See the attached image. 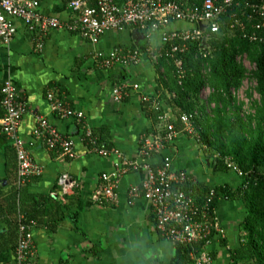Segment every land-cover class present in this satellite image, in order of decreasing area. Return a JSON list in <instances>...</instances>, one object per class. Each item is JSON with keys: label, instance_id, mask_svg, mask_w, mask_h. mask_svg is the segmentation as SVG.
<instances>
[{"label": "crops", "instance_id": "0c3cea01", "mask_svg": "<svg viewBox=\"0 0 264 264\" xmlns=\"http://www.w3.org/2000/svg\"><path fill=\"white\" fill-rule=\"evenodd\" d=\"M39 1L44 14L65 21L74 16L68 0ZM87 3L92 5L89 0ZM13 22L16 34L12 40L8 44L0 40V81L9 79L26 100L28 110L18 133L42 167L39 176H31L25 183L24 208L36 222L32 229V264H171L177 251L175 243L158 230L150 202L142 195L131 197L130 187L139 186L148 170L160 165L164 157L171 158L174 170L187 172L197 187L209 189L228 184L235 188L240 177L232 169L218 168L206 156V146L201 147L194 135L184 132L150 155L140 154L141 143L155 139L162 125L156 124L145 110L141 97L157 98L169 120L174 115L170 91L146 55L136 65L117 63L111 68H102L94 57L96 51L108 53L115 47L135 45L132 31L136 28L108 31L95 45L76 33L53 29L44 36L43 48L38 50L23 21L14 18ZM191 26L178 21L168 30ZM160 36L161 32H156L139 46H156ZM134 84L138 85L137 90L132 88ZM50 88H56L73 109L82 112L85 126L117 154L103 157L90 150L83 140L85 129L74 119L52 112L46 98ZM37 115L45 116L62 134L72 138L73 159L47 149L35 137ZM8 144L9 140L0 135V178L4 190L11 187L15 176L14 170L6 171L4 150H9ZM129 161L137 166H128ZM120 165L128 168L118 178L116 201L94 203L91 195L100 176H115ZM62 173H68L74 181L66 194L57 185ZM215 213L223 233L213 234L204 249L215 264H239L231 260V250L242 241L244 205L239 200L219 199ZM6 227L5 222L0 223V229ZM7 259V263L0 264H15L13 252Z\"/></svg>", "mask_w": 264, "mask_h": 264}, {"label": "built area", "instance_id": "2783aa9c", "mask_svg": "<svg viewBox=\"0 0 264 264\" xmlns=\"http://www.w3.org/2000/svg\"><path fill=\"white\" fill-rule=\"evenodd\" d=\"M68 1L74 16L65 21L42 13L39 0H0V40L8 44L16 34L14 18L21 19L27 30L33 34V41L38 50L43 48L44 36L53 29L76 33L94 45L104 33L129 26L143 33L147 41L154 33L161 32L160 42L156 46L149 44L144 50L138 47H115L108 53L96 51L94 57L102 68H111L117 63L136 65L144 55L153 63H158L160 58L169 57L176 68L178 84H181L185 75L182 56L189 49L188 43H199L200 52L205 56L206 48L203 45L206 44L209 33L219 31L222 17L229 16L230 28L238 27L250 41H262L257 32L264 29V0H204L200 5H189L188 0H122L121 3L115 0H92V5H88L87 0ZM178 21L192 26L168 30ZM246 24L250 32L246 29ZM160 73H164V68H160ZM132 88L137 90L138 85L134 84ZM170 95L174 93L170 92ZM46 98L55 115L72 118L85 129L83 140L90 150L103 157L117 154L95 137L85 126L83 113L73 109L56 88L48 89ZM141 101L150 103L151 109L156 112L159 107L162 108L161 102L149 95H143ZM27 110L26 100L18 94L13 83L9 79L0 81V135H4L14 147L17 159V186L25 184L31 176H39L42 172V167L32 158L30 145L18 133L22 117ZM196 115L197 111L181 114V132L196 135ZM158 118L165 123L166 131L164 134L158 133L155 139H145L141 143L140 154L143 156L172 143L180 132L167 121L165 115H159ZM34 135L47 149L58 151L68 159L75 157L72 138L62 134L45 116H36ZM116 157L120 158L119 155ZM225 163L239 177L243 175L234 162L225 159ZM126 164L137 166L131 161ZM117 168L115 176L106 173L100 176L101 181L91 195L94 203L100 205L116 201L118 178L128 167L120 165ZM187 183L194 184L195 181L187 172L174 170L171 158L164 157L160 165L148 170L146 179L139 186L130 187L129 194L131 197L142 195L150 202L158 230L173 243L189 246V257L193 264H215L204 249L213 234L223 233L215 213V205L212 204L214 188L210 187L207 197L198 202L196 197L181 188ZM57 185L66 194L74 186V181L68 173H62L57 178ZM35 225L34 220H27L23 213L18 212L15 264H32L35 254L32 229ZM199 243L202 245L198 249Z\"/></svg>", "mask_w": 264, "mask_h": 264}, {"label": "trees", "instance_id": "16d2710c", "mask_svg": "<svg viewBox=\"0 0 264 264\" xmlns=\"http://www.w3.org/2000/svg\"><path fill=\"white\" fill-rule=\"evenodd\" d=\"M93 4L92 0H89ZM204 0H188L189 5H200ZM229 16L222 17L220 29L209 33L205 47V56L200 52V44L189 42V49L182 56L185 75L178 84L176 68L170 58H160L154 63L160 81L170 92L169 101L174 115L167 120L176 131L183 128L180 120L183 113H194L196 135L201 147L209 159H213L222 170H229L225 159L235 163L243 172L235 188L228 184L216 185L213 206L219 199H234L243 203L245 216L241 224L242 241L231 250V260L239 264H264V29L257 32L262 41H250L238 27L230 28ZM246 29L250 32L249 26ZM148 44L133 45L132 48L146 49ZM246 57L254 65L247 75V69L241 59ZM164 73H160V68ZM245 79L254 82L252 90L258 99L251 101L252 113L242 116L244 103L239 101L236 92ZM210 89L203 99L201 91ZM251 98V92L247 93ZM145 110L156 124H162L160 134L166 131L165 123L159 120L164 116L163 108L156 112L150 103H143ZM166 116V115H165ZM167 117V116H166ZM3 138H6L2 135ZM4 150L6 171L14 170V181L4 190L0 178V223L6 228L0 229V262H8L9 252L14 254L17 242V215L21 212L27 220L33 216L24 208L27 196L25 184L16 185L17 159L14 147L10 144ZM14 168V169H12ZM8 176V174H7ZM7 179V178H6ZM202 202L209 189L187 183L181 188ZM203 243V242H202ZM202 243L197 245L199 249ZM177 251L171 264H193L189 257L190 247L175 243ZM2 256V257H1Z\"/></svg>", "mask_w": 264, "mask_h": 264}, {"label": "rangeland", "instance_id": "374dc122", "mask_svg": "<svg viewBox=\"0 0 264 264\" xmlns=\"http://www.w3.org/2000/svg\"><path fill=\"white\" fill-rule=\"evenodd\" d=\"M243 64L245 65L247 69V75L249 74L250 71L254 69V65H252L246 57H243L241 59ZM254 86V82H252L250 79H245L242 87L236 92L237 99L239 101H242L244 103L243 108H242V116L252 113V110L250 109V103L251 101L258 99V95L254 90H252ZM251 92V98H248L247 93ZM210 93V90L204 88L202 89L201 96L203 99L207 98L208 94Z\"/></svg>", "mask_w": 264, "mask_h": 264}, {"label": "water", "instance_id": "95a60500", "mask_svg": "<svg viewBox=\"0 0 264 264\" xmlns=\"http://www.w3.org/2000/svg\"><path fill=\"white\" fill-rule=\"evenodd\" d=\"M207 23L205 22L204 25ZM132 39L135 45L139 46L143 40L146 39L145 35L138 30L134 29L132 31ZM204 42V41H203Z\"/></svg>", "mask_w": 264, "mask_h": 264}]
</instances>
